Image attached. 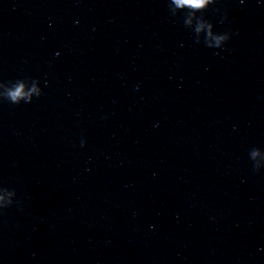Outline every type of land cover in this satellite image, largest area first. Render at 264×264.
Masks as SVG:
<instances>
[{"label":"water","instance_id":"1","mask_svg":"<svg viewBox=\"0 0 264 264\" xmlns=\"http://www.w3.org/2000/svg\"><path fill=\"white\" fill-rule=\"evenodd\" d=\"M167 2L0 0V81L43 88L0 102V264H264V0L206 10L222 51Z\"/></svg>","mask_w":264,"mask_h":264},{"label":"clouds","instance_id":"2","mask_svg":"<svg viewBox=\"0 0 264 264\" xmlns=\"http://www.w3.org/2000/svg\"><path fill=\"white\" fill-rule=\"evenodd\" d=\"M217 3L218 0H168L167 8L171 17L182 16L183 25L191 31L195 44L202 43L207 49L222 51L234 33L218 32L216 25L204 15L206 10ZM243 3L244 0H240V4ZM217 13H219L218 8ZM227 19L226 13L220 15V23ZM42 95L43 88L40 79L22 77L0 81V102H7L11 105L31 104ZM102 118L107 119V116ZM86 143V139L82 137L80 146L84 147ZM248 155L254 171L264 170V150L252 148ZM16 196L15 190L0 186V213L17 203Z\"/></svg>","mask_w":264,"mask_h":264}]
</instances>
